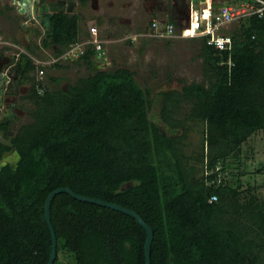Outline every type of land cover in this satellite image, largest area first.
I'll return each mask as SVG.
<instances>
[{"label":"trees","instance_id":"16d2710c","mask_svg":"<svg viewBox=\"0 0 264 264\" xmlns=\"http://www.w3.org/2000/svg\"><path fill=\"white\" fill-rule=\"evenodd\" d=\"M79 17L54 12L53 34L26 50L61 54L79 38ZM227 32L229 50L198 36L206 79L159 91L158 120L150 88L129 67L99 68L92 45L75 62L93 71L65 87L29 77L30 119L11 136L19 158L0 166V264H46L44 201L60 186L135 210L153 230L150 264H264V198L258 184L243 186L239 161L242 145L264 129V15ZM35 66L29 57L26 70ZM193 122L199 140L187 153ZM49 211L52 264H144L145 230L129 214L67 192L53 196Z\"/></svg>","mask_w":264,"mask_h":264},{"label":"rangeland","instance_id":"374dc122","mask_svg":"<svg viewBox=\"0 0 264 264\" xmlns=\"http://www.w3.org/2000/svg\"><path fill=\"white\" fill-rule=\"evenodd\" d=\"M151 1L95 0L87 5H82L78 4L76 0L74 11L81 16L79 17V24L84 31V35L87 34L85 32L89 23H95L96 26L100 25L95 19L102 17L108 21L106 27H104L105 29L99 31V37L104 40L102 44L105 51L104 58L98 55L94 61L95 65L104 69H111L116 66H126L133 69L139 84L150 88L151 98L154 99L150 113L155 120H158L160 101L157 99V93L159 91L179 88L183 82L201 81L206 78L199 51L198 37L166 38L147 35L149 30H146L145 26L149 25L152 18H156L158 23L156 14L161 15V12L151 11V8H149ZM4 2L6 0H0V49L10 50L15 47L27 51L25 49L26 44L31 43V46L32 43L40 44V37L43 34L42 27L35 22L24 24L21 20L22 16L20 17L21 14L17 12L14 5L11 4L10 8H7L4 7ZM99 4L104 6L103 14H100L99 10L95 8ZM236 23H229L227 29H232ZM102 26L103 24H101ZM36 30L39 31L37 36L35 35ZM105 30H108L109 35L106 34ZM105 36L109 37L107 40L111 39L108 41L116 45L115 48L105 46ZM33 54L35 57H44L45 59H49L54 55L50 47L41 48ZM59 62L65 66L56 68L50 66V64L43 67L44 72L40 79L47 83L49 87H65L68 82H73L78 76L93 71L91 66L82 61L74 63L73 60L62 57ZM34 74L37 77V70ZM48 76H59V80L49 81ZM22 106L26 111L22 113L15 127L30 119L28 110L32 107V103L26 99L23 100ZM186 107L187 104L183 102L180 111L177 113L178 117L183 115ZM191 125L194 128L188 132L187 141L189 144L185 146L187 153L191 149L197 148L199 140L198 125L194 122ZM263 132L264 129H259L253 133L249 137L247 145H245L246 143L242 145V152L239 156L241 170L245 173L241 176L244 182L243 186L247 183L258 184L262 198H264ZM229 160H231V165L228 169L236 170L234 166L236 163L233 162V159ZM257 166H260L259 170L255 169Z\"/></svg>","mask_w":264,"mask_h":264},{"label":"built area","instance_id":"2783aa9c","mask_svg":"<svg viewBox=\"0 0 264 264\" xmlns=\"http://www.w3.org/2000/svg\"><path fill=\"white\" fill-rule=\"evenodd\" d=\"M171 1L168 2L171 4ZM186 17H183L179 27L175 23L166 21L163 26L152 19L150 30L147 35L161 37H198L205 36L206 42L217 49H230L232 37L227 32V25L232 22L243 21L250 15L261 17L264 15V0H187ZM87 34L70 42L64 52L54 55L49 59L34 58L37 64L46 65L54 61L65 59H76L83 54L88 45L97 50V55L103 56V39L99 37L96 24L87 25ZM19 52L15 53V57ZM44 72L42 67L38 68V78Z\"/></svg>","mask_w":264,"mask_h":264},{"label":"water","instance_id":"95a60500","mask_svg":"<svg viewBox=\"0 0 264 264\" xmlns=\"http://www.w3.org/2000/svg\"><path fill=\"white\" fill-rule=\"evenodd\" d=\"M167 1L170 2V0H167ZM75 2L76 0H69L66 6V11H72ZM13 3L15 5L16 10L19 13L25 14V20L33 17L43 28V33L48 36L52 35L54 32V26L52 24V16L54 12L63 10L65 8V0H57L56 2L49 1V0H13ZM12 56H13V61L16 60L20 64L21 71H22L28 63V60H29L28 55L19 54L18 56H16V58H15V54H12ZM6 67L7 65H4L3 69H0V81L1 82L9 80V71H5ZM1 123H2V120L0 118V124ZM12 132L13 131L9 132V134H11ZM0 142L10 147V149L7 150V152H10V151L12 152L13 163H16L19 158V153L13 147L11 138L10 137L6 138L3 135L2 129H0ZM2 159L3 160H0V166L6 164V160H9L8 157L6 158L4 156H2ZM58 192H67L74 198L88 201V202H94L99 205L108 206V207L122 211L134 217L145 230V239H144V246H143L144 264L151 263L150 245H151V241L153 238V230L148 225V223L145 222L144 219L135 210L128 208L126 206H123L121 204L114 203L112 201H107V200H103L100 198L87 196V195L78 193L72 190L68 186H60V187H57L51 190L47 194L45 201H44V217H45V220H46L49 232H50V238H51V249H50L49 258L46 264H52L56 256V234H55L54 227L50 220L49 207H50L51 199ZM246 264H249V259L247 260Z\"/></svg>","mask_w":264,"mask_h":264},{"label":"flooded vegetation","instance_id":"af4514ba","mask_svg":"<svg viewBox=\"0 0 264 264\" xmlns=\"http://www.w3.org/2000/svg\"><path fill=\"white\" fill-rule=\"evenodd\" d=\"M56 2L57 0H49ZM69 0H65V8L63 9L66 11V6ZM153 1V0H152ZM155 1V0H154ZM159 2H165V0H158ZM78 2V1H77ZM181 5L183 6L182 9L187 10V0H181ZM11 4L14 5L13 0H6V2L3 3L4 7L7 5L10 6ZM76 4V2H75ZM74 4L72 11L67 12H73L76 9V5ZM15 7V5H14ZM147 7V6H146ZM180 7V8H181ZM16 9V8H15ZM18 12V11H17ZM19 13V12H18ZM21 14V20H23V23H33L39 24L33 17L25 20V14ZM17 14V15H19ZM9 48V47H8ZM15 47H12V49H0V69H3L4 65H7L5 71H9V80L1 82L0 81V118L2 120L0 129L3 130V135L8 138L12 136V134L15 131V124L21 118L22 113H25L26 109L23 108V100H26L24 97L28 93L29 88L32 85V80L29 77H36L34 69L26 70L27 65L24 67V69L21 71L20 64L14 60L12 54L17 53L18 49H14ZM6 51V52H5ZM32 56V55H31ZM16 58V57H15ZM32 61L34 62L33 56ZM35 70L36 66H35ZM28 76L29 79H26ZM37 79V77H36ZM13 131L11 134L9 132ZM0 145L4 146L3 149L0 150V160L2 159V156L8 157L9 160H6V163H13V157L12 152H7V150L10 149L9 146L6 144H3L0 142Z\"/></svg>","mask_w":264,"mask_h":264},{"label":"crops","instance_id":"0c3cea01","mask_svg":"<svg viewBox=\"0 0 264 264\" xmlns=\"http://www.w3.org/2000/svg\"><path fill=\"white\" fill-rule=\"evenodd\" d=\"M78 1V0H77ZM92 1H95V0H88L85 4H82V5H87L88 3H91ZM225 2H231L232 0H224ZM235 1V0H234ZM181 0H172L171 1V4L170 3H168V1L167 0H165V2L163 3V2H159L158 0H153V1H151V5L149 6V8H151V11L152 10H154V11H156V12H161V15L159 16L158 14H156V17L158 18V23H159V27H161V26H163V23L164 22H166L169 18H171V19H174L176 22H177V24H176V26L177 27H179V25H180V23H181V20H182V18L183 17H186V14H185V12H186V10H184V9H182L183 8V6L181 7V6H179V5H181ZM78 4H80L79 3V1H78ZM181 7V8H180ZM96 8V10L98 9L99 10V13L100 14H103L104 12V10H103V8H104V6L102 5V4H99L97 7H95ZM80 15V14H79ZM99 15V14H98ZM81 17V16H80ZM102 19V20H101ZM152 19H155L156 20V18H152ZM96 21H97V23L99 22V26H97L98 27V30L101 32V30H104L105 28L104 27H106L105 25L108 23V21L106 20V19H103L102 17H100L99 19H95ZM107 21V22H106ZM95 24V23H94ZM101 24H103V26L101 27ZM100 27V28H99ZM106 31V34L107 35H109V32H108V30H105ZM85 33H87V32H85ZM83 36H85L84 35V31H83V29H82V27H81V25H80V32H79V37H83ZM107 38H109L108 36H105V42H106V44H105V46L106 47H108V46H110V47H116V45H114V44H112V43H110L109 41L111 40H107ZM167 38V37H166ZM108 42V43H107ZM26 45H29V44H26ZM26 45H25V49H27V47H26ZM31 47V46H30ZM43 49V48H47V47H42V46H40V49ZM109 48V47H108ZM39 50V49H38ZM37 50V51H38ZM6 52V51H5ZM28 52V51H27ZM29 53V52H28ZM54 54V53H53ZM30 55H32L33 57L35 56L34 54H32V53H30ZM98 56V55H97ZM34 58H36V57H34ZM39 58H41V57H39ZM44 58V57H43ZM74 61V63H76L75 62V60H73ZM82 63V62H81ZM50 65V64H49ZM98 66V65H97ZM53 67H56V66H53ZM99 67V66H98ZM56 68H59V67H56ZM49 77V76H48ZM49 80V79H48ZM57 80H59V76H58V78H57Z\"/></svg>","mask_w":264,"mask_h":264},{"label":"clouds","instance_id":"9594fccd","mask_svg":"<svg viewBox=\"0 0 264 264\" xmlns=\"http://www.w3.org/2000/svg\"><path fill=\"white\" fill-rule=\"evenodd\" d=\"M40 25V24H39ZM41 26V25H40ZM43 29V28H42ZM43 33V32H42ZM44 34V33H43ZM45 35V34H44ZM17 52H19V54H22V52H25V55H28V58L30 57L31 59H32V56L30 55V53H28L27 51H25V50H22V49H18V51ZM54 56V55H53ZM35 57V56H34ZM34 57H33V59H34ZM36 58H38V57H36ZM39 59H45V58H39ZM73 60H75V59H73ZM54 62H56V61H54ZM54 62H52V63H54ZM34 63L36 64V69H37V79H40V78H38V68L39 67H44L45 65H42V64H37L35 61H34ZM52 63H48V64H46V65H49V64H52Z\"/></svg>","mask_w":264,"mask_h":264}]
</instances>
